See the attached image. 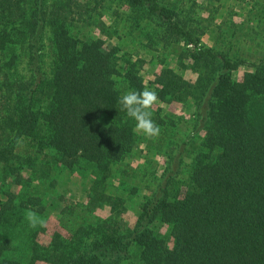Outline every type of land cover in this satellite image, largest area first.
<instances>
[{"label": "trees", "instance_id": "trees-1", "mask_svg": "<svg viewBox=\"0 0 264 264\" xmlns=\"http://www.w3.org/2000/svg\"><path fill=\"white\" fill-rule=\"evenodd\" d=\"M199 1L0 0V264H124L137 250L143 264H264V62L236 80L249 63L203 45L199 10L222 0ZM109 13L112 25L102 20ZM143 23L184 45L195 79L161 65L148 85L143 58L108 45ZM146 35L153 48L154 32ZM144 90L157 95L156 137L137 131L119 103ZM187 94L193 124L177 139L178 122L161 105ZM24 140L31 154L20 153ZM141 143L146 164L161 153L166 166L129 226L125 201L107 188ZM87 164L104 178L50 231L53 173Z\"/></svg>", "mask_w": 264, "mask_h": 264}, {"label": "rangeland", "instance_id": "rangeland-1", "mask_svg": "<svg viewBox=\"0 0 264 264\" xmlns=\"http://www.w3.org/2000/svg\"><path fill=\"white\" fill-rule=\"evenodd\" d=\"M199 2L202 3L201 0ZM199 13V16L203 18L205 30L209 32L203 37V45L229 56L240 57L249 63L234 74L236 80L242 78L245 73L254 72L250 64L259 65L264 62V0H222V2H215L208 10H199ZM102 20L112 25L114 17L112 13H109ZM146 26L149 25L143 23V27L135 32L134 36L125 37L126 39H120L121 41L118 40L119 35L115 34L108 45H120L124 52L143 58L145 65L141 74L148 85L155 79L156 71L161 65H166L189 80L195 79L198 71L192 68L188 60H185L184 45L155 38V32L159 33V28L154 25H151L152 28ZM82 32L88 34L89 31L85 29ZM148 32H154L152 36L155 38L153 41L155 46L153 48L147 47L149 43L146 33ZM183 103L174 106L161 105L165 116L171 115L178 122L177 139L184 138L191 130L195 113L192 95H185ZM31 147V142L28 140L21 141L20 153L31 154L33 152ZM139 148L133 156L114 167V175L109 179L113 185L107 188L109 195L118 194L125 201L126 211L121 216V220L129 226L136 222L141 204L152 193L155 185L154 173L160 176L166 166L161 153L153 155L154 161L150 160L151 163L146 164V146L141 143ZM53 174H55V183L54 187L51 186L52 189L47 191V209L43 218L46 220L47 228L56 232L60 230L59 217L67 203H85L95 187H98L97 180L99 179L100 182L104 177L96 166L88 164L80 170L72 172L58 170ZM48 186L50 185L42 184V189L46 191ZM57 195L62 198L59 199ZM96 214L105 218L109 210H99ZM50 233L42 237L44 243L50 240ZM139 254L140 250H137L133 253L132 259L124 264H143L139 259Z\"/></svg>", "mask_w": 264, "mask_h": 264}, {"label": "clouds", "instance_id": "clouds-1", "mask_svg": "<svg viewBox=\"0 0 264 264\" xmlns=\"http://www.w3.org/2000/svg\"><path fill=\"white\" fill-rule=\"evenodd\" d=\"M156 101L157 95L151 90H144L141 93L129 91L119 100L128 117L135 121V129L147 137H156L160 132L159 126L151 119L150 109Z\"/></svg>", "mask_w": 264, "mask_h": 264}]
</instances>
